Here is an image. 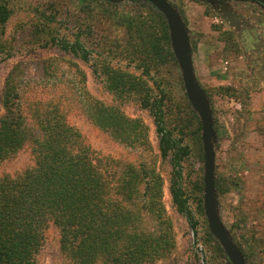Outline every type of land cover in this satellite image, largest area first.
I'll return each mask as SVG.
<instances>
[{"label": "trees", "instance_id": "1", "mask_svg": "<svg viewBox=\"0 0 264 264\" xmlns=\"http://www.w3.org/2000/svg\"><path fill=\"white\" fill-rule=\"evenodd\" d=\"M78 2V13L68 12L64 19L53 4L35 7L32 44L56 48L82 63L93 61L92 74L116 101H132L147 111L158 156L169 168L167 189L173 208L194 234L201 224L205 242L216 257L227 261L204 216V170L193 181L184 175L192 152L203 162L201 125L180 76L179 97L163 76L167 63L177 66L165 18L144 1L136 3L133 12L119 11L104 0ZM97 8L116 35L124 30V44L96 34ZM10 16L8 0H0V55L11 50L4 38ZM68 21L73 23L69 36L61 31ZM55 64L53 60L48 68ZM58 66L44 75V86L58 89L48 101L27 97L17 66L5 79L0 162L29 145L35 163L15 177H0V264H35L49 224L58 228L60 251L69 264H152L164 258L173 248L172 224L162 203L163 179L154 160L147 159V127L120 107L93 98L75 63L69 61L67 67L74 71L65 80ZM72 108L129 149L132 160L98 157L66 122L65 111ZM214 188L219 195L228 190L215 174ZM236 246L244 257V250Z\"/></svg>", "mask_w": 264, "mask_h": 264}, {"label": "rangeland", "instance_id": "2", "mask_svg": "<svg viewBox=\"0 0 264 264\" xmlns=\"http://www.w3.org/2000/svg\"><path fill=\"white\" fill-rule=\"evenodd\" d=\"M79 0H8L11 16L6 24L4 38L11 50L0 55V98L5 79L17 66V71L26 85L29 99H52L48 85L44 86V75L53 69L63 73L62 79H70L73 71L67 67L69 61L76 64L85 76L84 86L89 94L106 105L120 107L129 118H139L147 127L150 145L148 160L153 159L156 170L163 179L162 203L172 224L173 248L170 253L152 264H228L216 257L212 245L205 242L202 225L194 234L185 219L173 208L167 189L168 166L158 156L157 137L146 110L132 101L120 103L103 87L101 80L92 74L91 65L68 56L56 48H37L30 37L32 10L53 4L64 19L65 14L78 13ZM188 29L192 63L195 77L202 88L212 111L214 122V174L223 179L228 190L219 195V215L230 233L233 242L244 250L246 264H264V78L249 69L236 43L228 40L229 29L217 11L206 4V0H170ZM139 0L113 3L119 11L133 12ZM96 9L93 27L96 34L125 41L123 29L116 35L107 16H100ZM61 28L69 36L73 23L68 21ZM227 27V28H226ZM229 31V30H227ZM232 34V33H229ZM233 35V34H232ZM92 47V46H91ZM56 60L55 66L48 68ZM163 76L170 83L175 97L182 93L177 77L178 66L167 63L162 68ZM254 75H257L256 77ZM182 85V81H181ZM183 87V86H182ZM184 90V89H183ZM207 94V95H206ZM3 111L0 106V116ZM66 122L77 130L83 141L98 157L130 161L129 149L113 140L108 134L94 127L75 108L65 111ZM31 147L26 145L13 157L0 162V177H15L34 166ZM203 162L196 153H191L185 163L184 175L193 181L201 175ZM203 175V174H202ZM58 228L49 224L44 231V240L35 264H69L59 247Z\"/></svg>", "mask_w": 264, "mask_h": 264}, {"label": "water", "instance_id": "3", "mask_svg": "<svg viewBox=\"0 0 264 264\" xmlns=\"http://www.w3.org/2000/svg\"><path fill=\"white\" fill-rule=\"evenodd\" d=\"M104 1L120 3L124 0ZM142 1L151 4L166 20L170 47L180 71L185 96L200 121L204 170L202 200L208 230L221 246L228 264H246L242 253L233 242L219 215L218 201L214 188V123L209 103L195 77L188 29L180 14L167 0Z\"/></svg>", "mask_w": 264, "mask_h": 264}, {"label": "flooded vegetation", "instance_id": "4", "mask_svg": "<svg viewBox=\"0 0 264 264\" xmlns=\"http://www.w3.org/2000/svg\"><path fill=\"white\" fill-rule=\"evenodd\" d=\"M206 4L229 28L223 30L239 46L249 69L264 78V0H206Z\"/></svg>", "mask_w": 264, "mask_h": 264}]
</instances>
